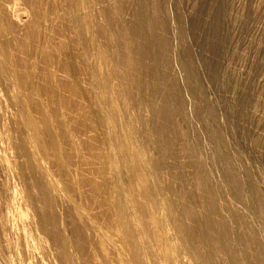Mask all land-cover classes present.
Masks as SVG:
<instances>
[{"label": "rangeland", "instance_id": "rangeland-1", "mask_svg": "<svg viewBox=\"0 0 264 264\" xmlns=\"http://www.w3.org/2000/svg\"><path fill=\"white\" fill-rule=\"evenodd\" d=\"M209 221L227 252L199 241ZM208 260L264 264V0H0V264Z\"/></svg>", "mask_w": 264, "mask_h": 264}, {"label": "bare ground", "instance_id": "bare-ground-1", "mask_svg": "<svg viewBox=\"0 0 264 264\" xmlns=\"http://www.w3.org/2000/svg\"><path fill=\"white\" fill-rule=\"evenodd\" d=\"M149 28H151V27H149V25H148V23H147V21H146V18L145 17H143L141 20H139L138 22H137V24L133 27V29H132V35H134V42H135V44H136V50H135V55H137V56H141V57H149L154 63L157 61V60H155V57H153V55H152V53H151V48H152V46H153V43H152V41L150 40V38L148 37V32L149 31H151V30H149ZM138 57H136V61L138 60L137 59ZM133 62V61H132ZM132 62L130 63V65L132 64ZM137 71V69H132L131 71H130V77H132L133 76V74H135V72ZM158 73V72H157ZM155 76V75H154ZM154 80H157L156 78L154 79ZM153 83V85H154V87L152 88V90H151V92H149L150 93V95H147L148 97L149 96H151V98H153L157 93H159L160 91H161V89H160V87H159V89L156 87V86H160V82H159V79H158V82H156V81H153L152 82ZM156 83V84H155ZM137 84H139V82L137 83ZM174 95H176V91L172 88V90H165V92L163 93V104H162V106L160 107V108H158V109H154V113H155V115L156 116H158L159 118H162L163 120H164V123L160 126V128L158 127L157 129H158V131L161 133V134H165L166 132H167V135L168 134H170V133H173V132H175V131H173V130H175V125L173 126V118H174V116H177V114L178 113H180L179 111H180V106H179V104H177V103H175V101H174ZM147 97V98H148ZM149 101V100H148ZM153 101V99H150V104H152L151 102ZM182 103V102H181ZM182 104H184V103H182ZM112 112H115V109H112ZM176 114V115H175ZM176 118V117H175ZM175 124V123H174ZM26 126H27V128H30L31 130H33V131H35L37 134H39V133H41V131H42V129H43V127H41V126H39L38 124H36L33 120H31V119H27L26 120ZM173 131V132H172ZM170 132V133H169ZM130 140H132L131 139V136H129L128 137V141L126 142V144H125V150L127 151V152H129L130 151V145L132 144L131 142H129ZM168 145L170 146V144L168 143ZM171 147V146H170ZM168 148V147H167ZM196 164V163H195ZM154 167L156 168V169H158L159 170V168H160V165H159V163L157 162V161H155L154 162ZM198 170H199V168H198ZM200 171V170H199ZM201 174V173H200ZM203 174V173H202ZM230 174V173H229ZM232 174V173H231ZM228 176H230V175H228ZM139 182V186L141 187L140 189H142L143 190V192H144V194H145V197H146V199L150 202V201H153V202H155V192H154V190H153V186L151 187V185H149L148 183H147V181H146V178H145V176L144 175H142L141 173H139L138 174V176H137V178H136ZM201 179V178H200ZM202 180V179H201ZM200 180V181H201ZM204 182H205V180H204ZM203 181H202V183H204ZM201 183V184H202ZM207 183V182H206ZM201 184H200V186H201ZM207 185H210V184H208L207 183ZM40 186V188H42L43 186L40 184L39 185ZM203 186V185H202ZM206 186V185H205ZM235 188H236V186H234ZM211 189V188H210ZM206 191H208L207 189L204 191V193H206ZM212 191V190H211ZM209 192V191H208ZM207 192V193H208ZM44 194L45 195H48L47 194V192L46 191H44ZM210 194V193H209ZM216 194V193H215ZM237 194V193H236ZM204 195V194H203ZM207 195V194H206ZM208 196V195H207ZM49 198H50V195H48V197L46 196L45 197V200L48 202V203H51V201L49 200ZM207 198V197H206ZM210 198H211V203H207V207H208V205L209 206H214L215 207V205L214 204H216V201L214 200L215 198H213V196L211 197L210 196ZM206 200V199H205ZM209 200V199H208ZM203 201V200H202ZM207 201V200H206ZM205 201V202H206ZM211 204V205H210ZM206 207V208H207ZM213 207V208H214ZM207 209H209V208H207ZM215 209V208H214ZM212 210V209H211ZM217 210V209H216ZM206 211H209L210 213H211V211L210 210H206ZM209 212H206L207 214L209 213ZM215 212V211H214ZM220 212V211H219ZM218 212V213H219ZM209 213V214H210ZM217 213V214H218ZM187 216H189V218H191V220H194L195 221V219H194V217H195V212L192 210V208L190 207V206H188V209H187ZM203 215V214H202ZM205 215V214H204ZM208 216V215H207ZM209 218V217H208ZM206 219V218H205ZM210 219V218H209ZM200 220V219H199ZM221 220V219H220ZM213 222V221H212ZM211 221H209L208 222V224L206 225V226H208V228H209V232H208V230H207V232H203V234H200L201 233V230L200 231H198L199 230V228H197V225L199 224H194V225H196V227L195 226H193L194 227V229H196V231H198L199 232V234H198V238H199V241L200 242H203V243H205V242H213V244H215L216 245V249L218 248L220 251H228L229 249H228V243L229 242H227L228 240V237L225 235V234H221V233H219L218 231L219 230H221V228L218 230L217 229V227L215 228L214 227V223H212ZM219 222V221H218ZM221 222V221H220ZM223 222V221H222ZM221 222V223H222ZM225 222V221H224ZM195 223V222H194ZM202 223V222H201ZM204 223V222H203ZM223 224V223H222ZM41 225L45 228V229H47V230H53L54 231V227L53 226H51V225H49V222L43 217L42 219H41ZM199 226H200V224H199ZM216 226V225H215ZM222 225H220V227H221ZM205 227V226H204ZM207 228V229H208ZM219 228V227H218ZM225 228V227H224ZM217 230V232H215L216 230ZM226 229V228H225ZM195 232V231H194ZM193 232V233H194ZM206 233V234H205ZM54 234V238H55V240L60 244V246H61V248H62V251H66V249H67V247H68V242H67V240L66 239H64V238H62V237H60L59 235H57L56 234V232H54L53 233ZM195 235V234H194ZM196 235H197V233H196ZM197 238V239H198ZM252 243V242H251ZM211 244V243H210ZM226 251V252H227ZM231 251V255L232 256H235V253H234V251H232V250H230ZM209 258V257H208ZM208 263L209 264H213V263H211V260H208ZM235 264V263H234Z\"/></svg>", "mask_w": 264, "mask_h": 264}]
</instances>
